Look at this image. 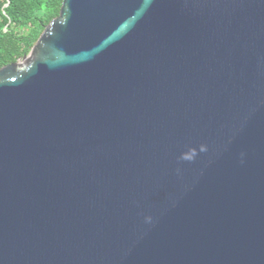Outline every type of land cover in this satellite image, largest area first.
Here are the masks:
<instances>
[{
    "label": "water",
    "instance_id": "obj_1",
    "mask_svg": "<svg viewBox=\"0 0 264 264\" xmlns=\"http://www.w3.org/2000/svg\"><path fill=\"white\" fill-rule=\"evenodd\" d=\"M0 264H264V0H62L0 68Z\"/></svg>",
    "mask_w": 264,
    "mask_h": 264
},
{
    "label": "trees",
    "instance_id": "obj_2",
    "mask_svg": "<svg viewBox=\"0 0 264 264\" xmlns=\"http://www.w3.org/2000/svg\"><path fill=\"white\" fill-rule=\"evenodd\" d=\"M62 0H0V68L27 55Z\"/></svg>",
    "mask_w": 264,
    "mask_h": 264
}]
</instances>
